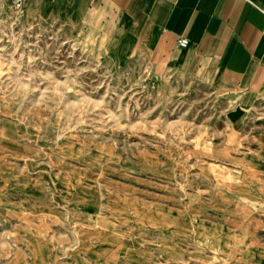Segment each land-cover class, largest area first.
Returning a JSON list of instances; mask_svg holds the SVG:
<instances>
[{
	"label": "rangeland",
	"instance_id": "rangeland-1",
	"mask_svg": "<svg viewBox=\"0 0 264 264\" xmlns=\"http://www.w3.org/2000/svg\"><path fill=\"white\" fill-rule=\"evenodd\" d=\"M15 1L0 0V264H264V93Z\"/></svg>",
	"mask_w": 264,
	"mask_h": 264
},
{
	"label": "crops",
	"instance_id": "crops-1",
	"mask_svg": "<svg viewBox=\"0 0 264 264\" xmlns=\"http://www.w3.org/2000/svg\"><path fill=\"white\" fill-rule=\"evenodd\" d=\"M40 18L155 47L173 69L264 93V0H23ZM186 37L182 48L178 39Z\"/></svg>",
	"mask_w": 264,
	"mask_h": 264
},
{
	"label": "built area",
	"instance_id": "built-area-1",
	"mask_svg": "<svg viewBox=\"0 0 264 264\" xmlns=\"http://www.w3.org/2000/svg\"><path fill=\"white\" fill-rule=\"evenodd\" d=\"M15 3H16V6L20 7L23 4V1L16 0ZM177 42H178V45L182 48H186L189 45V40L186 37L179 38Z\"/></svg>",
	"mask_w": 264,
	"mask_h": 264
}]
</instances>
